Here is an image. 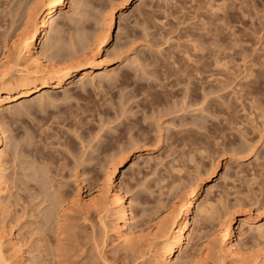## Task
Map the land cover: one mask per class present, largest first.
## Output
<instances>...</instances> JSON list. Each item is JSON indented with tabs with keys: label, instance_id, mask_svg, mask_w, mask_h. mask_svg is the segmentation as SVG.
I'll list each match as a JSON object with an SVG mask.
<instances>
[{
	"label": "rangeland",
	"instance_id": "374dc122",
	"mask_svg": "<svg viewBox=\"0 0 264 264\" xmlns=\"http://www.w3.org/2000/svg\"><path fill=\"white\" fill-rule=\"evenodd\" d=\"M50 1L0 0L5 257L167 264L164 235L183 223L192 198L189 240L174 264H256L264 255V0H66L46 22ZM40 32L37 54L61 73L87 61L104 60V69L22 94L36 85L16 67H38L19 49ZM114 186L131 212L125 241ZM229 222L240 260L225 251Z\"/></svg>",
	"mask_w": 264,
	"mask_h": 264
},
{
	"label": "bare ground",
	"instance_id": "6f19581e",
	"mask_svg": "<svg viewBox=\"0 0 264 264\" xmlns=\"http://www.w3.org/2000/svg\"><path fill=\"white\" fill-rule=\"evenodd\" d=\"M44 2V1H43ZM42 2V3H43ZM66 3V0H54L48 2L47 11H46V18L45 21L48 22L54 12H57V10ZM42 6V5H41ZM45 33H34L27 44L25 45V48L19 49V57H22L25 55L30 61H32L37 67V70H29L28 68H18V74L19 78L24 80V83L32 82L34 83L35 88H31L29 91L22 92V94H30L31 92L41 90L45 87H56L59 88L62 86L65 82L72 79L75 76V73L77 71L82 70L83 73H86L85 70L88 68H94L95 70H102L104 69V66H102L104 60H99L98 63L94 64L93 61H87L83 64H80L78 66L76 65H69L71 67H68L65 71V73H61V69L56 65V63L52 62V59L49 61L44 60L40 55L37 54V43L39 40L43 37ZM29 37V36H28ZM111 39V36L105 37L102 42L98 45V48H96V53H101L107 50V46L109 44V41ZM79 49V48H78ZM81 50V49H80ZM83 50V49H82ZM25 51V53H24ZM78 50L76 49V52ZM93 55V54H92ZM16 66V65H15ZM21 67V66H20ZM9 73H3L0 78H5ZM187 77L190 76V74H186ZM181 78V77H180ZM178 78V79H180ZM144 88V87H143ZM4 135L3 132L0 129V147L4 145ZM0 162H1V156H0ZM2 171L0 169V194L3 191V185H5V181L3 180ZM6 186V185H5ZM110 201L113 206L119 209V221L116 225V230L119 233V237L122 240H128L131 236L129 235L131 232L129 231V222L131 219V212L130 208L128 206L127 200L122 195L120 190L116 188L115 186L112 188L111 194H110ZM86 205L89 206V204L93 203L92 200H85ZM94 204V203H93ZM192 204L193 199L191 198L189 201H187L186 204V216L183 223L176 222L172 226H170L167 229V234L164 235V244L167 246L166 251L164 252L162 256V262H166L167 264H174L175 256L177 251L182 248L188 239V231H189V224L191 222V212H192ZM117 209V210H118ZM108 211V210H107ZM250 221L257 222L258 216H252L248 217ZM247 218V219H248ZM105 223V222H104ZM106 225V224H105ZM105 227V226H104ZM260 231H262L260 229ZM222 240L226 242V253L228 256H231L232 258L236 256L241 255V249L239 248V245L233 240V228L232 223L229 222V224L222 230ZM1 243V242H0ZM243 251V250H242ZM227 257V256H226ZM238 257L234 258L237 259ZM229 258V257H228ZM240 260V258H238ZM254 261L256 264H264V255L263 253H257L254 255ZM0 264H11V262L5 257L4 252L0 245ZM22 264H25L24 262Z\"/></svg>",
	"mask_w": 264,
	"mask_h": 264
}]
</instances>
